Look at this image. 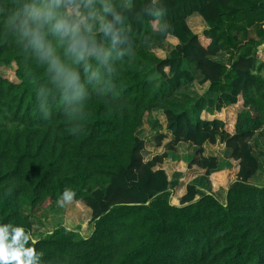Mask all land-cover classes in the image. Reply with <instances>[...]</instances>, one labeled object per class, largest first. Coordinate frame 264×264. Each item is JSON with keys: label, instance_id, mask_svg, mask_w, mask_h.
Returning <instances> with one entry per match:
<instances>
[{"label": "trees", "instance_id": "trees-1", "mask_svg": "<svg viewBox=\"0 0 264 264\" xmlns=\"http://www.w3.org/2000/svg\"><path fill=\"white\" fill-rule=\"evenodd\" d=\"M146 2L136 0L137 9ZM162 3L166 33L154 17L130 21L134 55L117 62L114 95L91 96L77 133L59 108L43 116L36 95L43 70L0 35V65L14 66L17 80L0 74V221L32 229V212L58 204L65 188L76 192L68 222L91 213L89 236L61 224L38 239L43 264H264V186L250 183L260 169L251 141L264 129V61L256 55L264 0ZM194 13L208 27L201 35L186 22ZM168 36L178 44L163 58L152 43ZM222 53L226 63L216 60ZM197 77L209 83L205 94L172 95ZM228 108L236 109L231 130ZM155 112L173 140L145 161L138 132ZM164 139L157 131L155 144ZM217 139L237 170L224 172L228 161L204 156L203 145ZM179 145L193 154L181 158ZM167 159L204 171L178 204L162 168ZM234 174L221 202L212 186Z\"/></svg>", "mask_w": 264, "mask_h": 264}, {"label": "clouds", "instance_id": "clouds-1", "mask_svg": "<svg viewBox=\"0 0 264 264\" xmlns=\"http://www.w3.org/2000/svg\"><path fill=\"white\" fill-rule=\"evenodd\" d=\"M165 12L162 0H147L139 10L136 0H0V35L43 70L36 94L43 116L59 108L77 133L91 96L114 95L115 66L134 55L130 21L154 17L166 33ZM75 196L65 188L57 203ZM38 243L32 229L0 221V264H43Z\"/></svg>", "mask_w": 264, "mask_h": 264}, {"label": "rangeland", "instance_id": "rangeland-1", "mask_svg": "<svg viewBox=\"0 0 264 264\" xmlns=\"http://www.w3.org/2000/svg\"><path fill=\"white\" fill-rule=\"evenodd\" d=\"M153 47H156L154 52L157 53V55L163 57V53L165 51L170 52L174 47H172L171 45H167V43H161V42H153L152 43ZM172 47V48H171ZM162 50V51H161ZM225 57V56H223ZM220 58H217V60H219ZM15 71V67L14 66H10V67H3L0 65V74L4 77H7L9 79H12L14 81H17L15 76L12 74V72ZM187 87V86H186ZM195 90V91H194ZM202 93L205 91V87L204 85L201 84H196L193 83L189 88H182L179 91H175L172 95L173 96H181L183 94H191V93ZM236 109H230L228 108L225 111V121L227 123V125H229L228 129L231 130L232 129V125L235 122V118H236V113H235ZM167 142V140H163V143ZM252 143V147L254 149V154L256 155V157L259 160V163L261 164V170L259 172V174L257 175V177L255 179H253L251 182L253 184H256L257 186H264V131L258 132L253 141H251ZM219 148V146H218ZM218 152H214V154L216 156H219V159H221L222 161H228V163H230V168L227 169H223L222 171L226 172V171H232L233 169L237 170V164L236 162L232 161L229 159V152H219V149H217ZM225 150V149H224ZM189 154H191V152H189V148L185 147L184 145H179L178 147V155L181 157H187L189 156ZM181 162H171L170 159H167L164 161L162 168H164L168 174H169V179L171 182V187L173 190V195H172V202L178 204V200L176 199V195H177V191L181 190V187H183V183L184 181H186L188 179V177L194 176V172L193 169L187 171L185 166L183 164H178ZM183 168H185L183 170ZM172 172V173H171ZM171 173V174H170ZM197 174V173H196ZM236 174V172H235ZM235 174L230 176L228 178V181L226 182V184L224 186H218V187H213L212 189L214 191V194L216 195V197L221 201L224 202L225 201V191L228 188V185L235 179ZM213 174L210 176L212 178ZM181 186H179V190L175 189V185L179 184ZM206 187V186H205ZM200 187V192H205L206 188ZM175 199V201H174ZM75 208V204L74 203H67L65 204L63 207L59 206V204H54L50 207H48L47 210L45 211H41L39 213H34L31 215V222H32V231L33 234L36 238H40L42 235H44L45 233L52 231L56 226L64 224L66 226H68L69 228H77L79 229L83 235L85 236H89L91 231H92V225H91V213L90 211L88 212L87 216L85 218H82L80 220H75L72 219L70 222H68V216H67V212L70 209H74ZM85 226L87 227L86 231L85 230Z\"/></svg>", "mask_w": 264, "mask_h": 264}, {"label": "crops", "instance_id": "crops-1", "mask_svg": "<svg viewBox=\"0 0 264 264\" xmlns=\"http://www.w3.org/2000/svg\"><path fill=\"white\" fill-rule=\"evenodd\" d=\"M186 22H187L189 28L191 29V31L194 34H197V35H201L204 31H206L208 29L207 24L196 13H194L193 15H191L190 17H188L186 19ZM163 43H165V44L167 43V45L169 44L172 47H175L178 44V41L175 38L168 36L167 39ZM162 53L164 55L163 56V58H164V57L167 56L168 51H165V52H162ZM256 55H257V59L258 60L264 61V45H262V46H260V47L257 48ZM223 56H225V57H223ZM217 58H220V59L217 60ZM227 59H228V55L226 53H222V54H220V55H218L216 57V60L217 61H222L224 63L227 62ZM199 80H200V77H197V79L193 83L196 82V84L197 83L200 84L199 83ZM192 84H190L189 86L184 87V88H189ZM201 85H204L205 91L202 92V93H199V92L196 91V93L198 95H201L202 96L203 94H205L207 92L208 87H209V83L207 82V83H204V84H201ZM184 95H186V93ZM152 115H153V121L152 122H149L147 119H145L143 125L141 126V128L139 129V132H138V136L141 137L142 139H144L146 141L145 150L143 151V157H144V160L145 161H149L155 155L162 154L165 151L164 146L168 142H170L171 140H173V136H171V133L166 130L167 121H166L165 115L162 114V113H160V112H155ZM157 131H159L161 134H163L165 136V139L164 140H167V142H164V143L162 142V145L161 146H157L155 144V142H154ZM261 131H264V129H262V130H260L258 132H261ZM254 137H253V139H254ZM147 145H149V149L148 150L146 149ZM184 146L189 148V152H191V154H189V155H192L193 152H194V148L193 147H190V146H187V145H184ZM218 146H219V148H218ZM251 147H252V143H251ZM217 149H219V152H222V151L223 152H229V155H230V151L228 149H226L224 147V145H221L219 139H217V143L215 145H211L209 143H205L203 145L204 156L205 157H217L219 159V156H216L214 154V152H218ZM252 151L254 152L253 147H252ZM181 158H183V157H181ZM171 162H174V163L175 162H181L185 166L186 170L189 171L187 169V165H186L185 162H183V161H172V160H171ZM258 162H259V160H258ZM259 165L261 167V164L260 163H259ZM260 170H261V168L259 169L258 173L250 180V183H252L251 181L257 177V175L259 174ZM193 172H194V174H193L194 176L188 177V179L186 181H184L183 187H181V190H179V186H181L180 183L177 184V185H175V189H178L179 190V191H177V195H176V199L178 201L185 194L186 185L188 183H190L191 181H193L194 179H196L197 177L203 176V174H204V171H200L198 169H193ZM166 173L169 176V174H168L167 171H166ZM254 185H256V184H254ZM203 193H205V192H203ZM225 196H226V191H225ZM47 209H44V210H42V209H35L33 212L34 213H39V212L45 211ZM33 212H32V214H33ZM37 239H39V238H37Z\"/></svg>", "mask_w": 264, "mask_h": 264}]
</instances>
